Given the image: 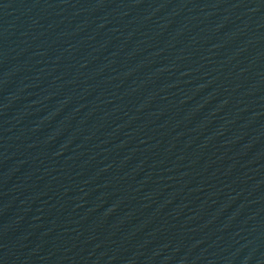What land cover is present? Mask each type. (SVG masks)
I'll use <instances>...</instances> for the list:
<instances>
[{
  "label": "water",
  "instance_id": "1",
  "mask_svg": "<svg viewBox=\"0 0 264 264\" xmlns=\"http://www.w3.org/2000/svg\"><path fill=\"white\" fill-rule=\"evenodd\" d=\"M0 264H264V0H0Z\"/></svg>",
  "mask_w": 264,
  "mask_h": 264
}]
</instances>
